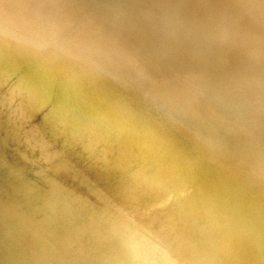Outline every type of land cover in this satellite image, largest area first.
I'll return each instance as SVG.
<instances>
[{"label":"bare ground","instance_id":"obj_1","mask_svg":"<svg viewBox=\"0 0 264 264\" xmlns=\"http://www.w3.org/2000/svg\"><path fill=\"white\" fill-rule=\"evenodd\" d=\"M0 264H264V0H0Z\"/></svg>","mask_w":264,"mask_h":264}]
</instances>
